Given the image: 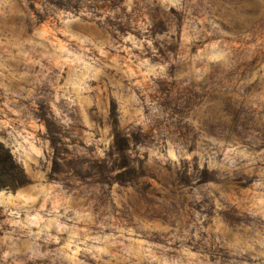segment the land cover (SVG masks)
Instances as JSON below:
<instances>
[{"label":"clouds","instance_id":"1","mask_svg":"<svg viewBox=\"0 0 264 264\" xmlns=\"http://www.w3.org/2000/svg\"><path fill=\"white\" fill-rule=\"evenodd\" d=\"M0 264H264V0H0Z\"/></svg>","mask_w":264,"mask_h":264}]
</instances>
